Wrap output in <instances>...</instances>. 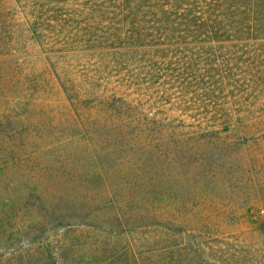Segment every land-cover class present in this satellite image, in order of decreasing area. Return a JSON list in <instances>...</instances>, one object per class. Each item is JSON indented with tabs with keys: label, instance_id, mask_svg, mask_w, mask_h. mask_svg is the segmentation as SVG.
Listing matches in <instances>:
<instances>
[{
	"label": "rangeland",
	"instance_id": "374dc122",
	"mask_svg": "<svg viewBox=\"0 0 264 264\" xmlns=\"http://www.w3.org/2000/svg\"><path fill=\"white\" fill-rule=\"evenodd\" d=\"M0 2L9 18L0 30V264H162L156 244L191 238L168 239L154 224L264 242L250 236L264 224V110L260 129L234 119L206 141H188L202 134L190 112L178 133L122 128L87 102L69 103L57 74L85 88L86 65L73 54L50 62L26 36L20 5Z\"/></svg>",
	"mask_w": 264,
	"mask_h": 264
},
{
	"label": "trees",
	"instance_id": "16d2710c",
	"mask_svg": "<svg viewBox=\"0 0 264 264\" xmlns=\"http://www.w3.org/2000/svg\"><path fill=\"white\" fill-rule=\"evenodd\" d=\"M14 1L26 17V36L50 62L53 54L61 60L73 54L86 65L85 88L57 74L71 105L87 102L122 128L148 132L160 126L178 133L190 112L192 127L202 131L188 140L195 142L229 132L234 119L260 129L264 0ZM5 9L0 2V30L9 23ZM167 107L182 116L165 121L159 115ZM154 226L168 239L191 238L156 244L154 253L165 255L162 264H264V242L210 241L180 224ZM256 229L251 237L263 234L264 224Z\"/></svg>",
	"mask_w": 264,
	"mask_h": 264
}]
</instances>
